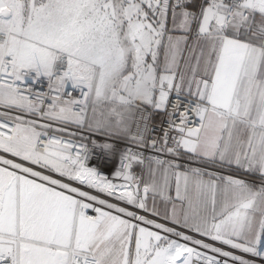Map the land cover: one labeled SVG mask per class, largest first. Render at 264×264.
<instances>
[{
  "label": "snow or ice",
  "instance_id": "1",
  "mask_svg": "<svg viewBox=\"0 0 264 264\" xmlns=\"http://www.w3.org/2000/svg\"><path fill=\"white\" fill-rule=\"evenodd\" d=\"M0 264H264V0H0Z\"/></svg>",
  "mask_w": 264,
  "mask_h": 264
}]
</instances>
